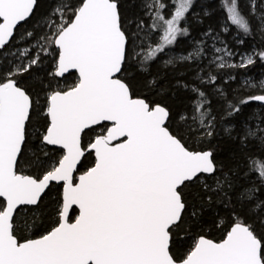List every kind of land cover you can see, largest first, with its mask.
<instances>
[{"label":"snow or ice","instance_id":"6c2138e0","mask_svg":"<svg viewBox=\"0 0 264 264\" xmlns=\"http://www.w3.org/2000/svg\"><path fill=\"white\" fill-rule=\"evenodd\" d=\"M198 6L0 0V264H264V77L213 72L264 64V0L173 55Z\"/></svg>","mask_w":264,"mask_h":264},{"label":"trees","instance_id":"16d2710c","mask_svg":"<svg viewBox=\"0 0 264 264\" xmlns=\"http://www.w3.org/2000/svg\"><path fill=\"white\" fill-rule=\"evenodd\" d=\"M168 0H165V3H167ZM51 0H41V11H46L48 7L50 6ZM241 10L245 13L247 11L242 7V4L240 3ZM204 11L208 13V15H204ZM165 10V14H166ZM196 12L199 14V20L202 21V23H196L195 21L193 22L194 27L192 30V36L195 35V37L206 31L207 29L211 28L214 31L220 32V23L225 19L224 11L221 9L219 4L217 3V0H205L204 2H201L199 0V6L196 9ZM232 31L237 33L236 28L232 27ZM231 31V32H232ZM260 37L257 36L256 41L254 42L252 39H248L247 43L243 45V48L246 49L248 45H253L259 44ZM159 69L158 65H153L152 68L150 69L152 72H156ZM165 72H171V69H159ZM197 71V68L195 66L191 68H185L180 66L179 64L177 65L176 68V74H182L187 76L188 79H194L195 78V72ZM257 71H262L264 72V64L257 63L254 66H250L248 69H236L234 72L232 69L225 74L224 78H218L217 84L220 85L225 91L229 90L230 88L233 90H236L239 86L237 83V79L235 81L229 80L228 76L229 74L235 73L237 75V72H241L242 75H251L254 72ZM227 81V83L225 82ZM247 90H244L241 92V95H248L246 93ZM169 103H172L174 106L177 108H182L184 106L189 105L190 100L188 98L187 94H179L175 97L169 96ZM256 109V104H253L251 107L247 109L248 112L253 111ZM92 157L88 158V161L86 162L85 166H88L91 163ZM25 235L35 238L32 236V231L25 232Z\"/></svg>","mask_w":264,"mask_h":264},{"label":"rangeland","instance_id":"374dc122","mask_svg":"<svg viewBox=\"0 0 264 264\" xmlns=\"http://www.w3.org/2000/svg\"><path fill=\"white\" fill-rule=\"evenodd\" d=\"M204 1L205 0H201V2H204ZM164 2H165V0H164ZM247 2H248V0H240L242 7L248 12ZM217 3L220 6V0H217ZM170 10H171V7L169 6V8L166 9V11H167L166 15L168 14V12ZM224 15H225V12H224ZM224 22H225V19L222 21V23H220V32H219L220 33V39L223 40L228 45L229 48H233L236 51H244L245 49L243 48V45L236 43V41H237V39H239V37H238L237 33L232 31L233 30L232 27L235 28V26H230V31H228V32H221V25ZM206 31H204V32H206ZM204 32L200 33L198 35V37L197 36L195 37V35H193L190 38H180L178 44L174 46L172 54L176 55V56L186 54L185 50L186 49L191 50V47L195 44L196 41L201 40V39H207L206 37L203 36ZM215 32H217V31H215ZM159 34L160 33H154L153 35H154V37H158ZM208 44H209V47L212 44V41L210 39H208ZM216 46L221 47L222 45L219 42H217ZM210 57H211V53H209V58ZM225 59H227V57H225ZM232 62H238V57L235 58ZM205 63H206V61H205ZM205 70H207V69H205ZM229 70H231V69H229V68H225V69L213 68L214 74H217L219 78L227 77V76H225V74H227V72H229ZM232 70L234 72L236 71V69H232ZM232 75L237 77V83L239 84V82L241 80H243L245 77H252L258 81L261 77H264V72L257 71L251 75H242L241 72H237V75L235 73H233ZM218 86L221 87L220 85H218ZM246 93L249 94L248 91H246Z\"/></svg>","mask_w":264,"mask_h":264}]
</instances>
